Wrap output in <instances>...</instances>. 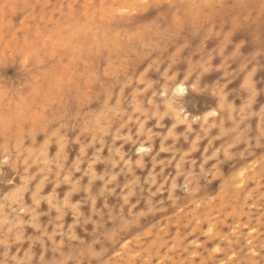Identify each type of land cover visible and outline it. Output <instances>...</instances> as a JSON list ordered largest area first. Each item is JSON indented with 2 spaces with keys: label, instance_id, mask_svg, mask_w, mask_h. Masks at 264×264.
I'll use <instances>...</instances> for the list:
<instances>
[{
  "label": "rangeland",
  "instance_id": "1",
  "mask_svg": "<svg viewBox=\"0 0 264 264\" xmlns=\"http://www.w3.org/2000/svg\"><path fill=\"white\" fill-rule=\"evenodd\" d=\"M27 263L264 264V0H0V264Z\"/></svg>",
  "mask_w": 264,
  "mask_h": 264
},
{
  "label": "bare ground",
  "instance_id": "2",
  "mask_svg": "<svg viewBox=\"0 0 264 264\" xmlns=\"http://www.w3.org/2000/svg\"><path fill=\"white\" fill-rule=\"evenodd\" d=\"M181 87H183V86H179V88L181 89ZM184 89H185V87H184ZM180 91L178 90V93H179ZM106 102V101H105ZM107 106V105H106ZM105 107V106H104ZM106 108V107H105ZM109 116V115H108ZM226 116V115H225ZM101 118V117H100ZM129 118V117H128ZM97 121V119H93V123H92V126H95V122ZM103 122H104V119L102 120ZM129 121V120H128ZM80 124V123H79ZM106 125V124H105ZM106 127V126H105ZM104 128V127H103ZM93 129V128H92ZM101 129V128H100ZM56 130V129H55ZM93 130H96L95 128L93 129ZM85 132V131H84ZM89 134V133H88ZM28 135V134H27ZM68 135V134H67ZM29 136V135H28ZM53 136V135H52ZM49 140V139H48ZM92 140V139H91ZM58 143V142H57ZM59 144V143H58ZM140 149H141V147H140ZM102 234V233H101ZM104 234V233H103ZM14 235V234H13ZM19 236V235H18ZM113 236V235H112ZM13 237V236H12ZM18 240V239H17ZM27 264H29V263H27Z\"/></svg>",
  "mask_w": 264,
  "mask_h": 264
},
{
  "label": "snow or ice",
  "instance_id": "3",
  "mask_svg": "<svg viewBox=\"0 0 264 264\" xmlns=\"http://www.w3.org/2000/svg\"><path fill=\"white\" fill-rule=\"evenodd\" d=\"M181 91H183V89H181Z\"/></svg>",
  "mask_w": 264,
  "mask_h": 264
}]
</instances>
